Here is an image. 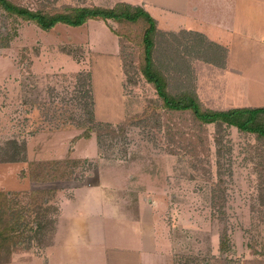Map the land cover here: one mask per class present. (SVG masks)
I'll list each match as a JSON object with an SVG mask.
<instances>
[{
    "label": "rangeland",
    "instance_id": "374dc122",
    "mask_svg": "<svg viewBox=\"0 0 264 264\" xmlns=\"http://www.w3.org/2000/svg\"><path fill=\"white\" fill-rule=\"evenodd\" d=\"M11 1L49 12L116 3ZM117 29L112 20H88L44 32L0 8V46L13 38L0 47V262L39 251L56 213L65 220L77 213L112 215L115 207L140 218L145 230L153 216L150 229L163 248L173 246L177 264H225L230 254L212 257L219 241L229 253L238 248V264H264V138L201 126L189 114L163 111V124L161 100L143 76L141 47ZM198 40L186 32L158 34L154 60L170 94L195 87L206 107L224 110L231 103L222 77L227 60L224 66L204 62L215 51L192 53ZM87 72L92 101L88 78H75ZM88 126L95 132L87 140ZM60 159L77 160L69 177L32 179L33 164ZM88 185L89 195L81 188L62 206Z\"/></svg>",
    "mask_w": 264,
    "mask_h": 264
},
{
    "label": "crops",
    "instance_id": "0c3cea01",
    "mask_svg": "<svg viewBox=\"0 0 264 264\" xmlns=\"http://www.w3.org/2000/svg\"><path fill=\"white\" fill-rule=\"evenodd\" d=\"M121 2L143 7L163 32L198 33L225 46L227 62L222 77L227 79L226 94L231 103L224 110L264 108V0H116L114 5ZM198 94L202 99L200 89ZM84 187L93 186L76 188L62 206L72 202L75 192ZM89 190L84 193L89 195ZM140 205L138 201L136 212ZM111 212L77 213L70 220H62L60 212L47 244L35 253L26 251L1 264H177L173 246L163 248L164 243L151 231L153 216H149L150 227L145 223L143 230L137 222L140 218L118 214L115 207ZM212 250V257L225 260L230 254L228 262H223L238 264V248L232 247L227 255L221 251L219 241Z\"/></svg>",
    "mask_w": 264,
    "mask_h": 264
},
{
    "label": "trees",
    "instance_id": "16d2710c",
    "mask_svg": "<svg viewBox=\"0 0 264 264\" xmlns=\"http://www.w3.org/2000/svg\"><path fill=\"white\" fill-rule=\"evenodd\" d=\"M0 8L5 11V13H7L9 16H14L17 19L31 22L44 32L53 30L58 24H65L68 26L78 27L86 24L88 20H112L116 22V24L118 25V29H121V32L117 29L118 32H120L119 36H122L127 40L133 42V44H138L141 47L143 59V76L145 78V81L152 86V88L156 92V95L161 100V114L163 111L165 112L164 114H189L201 126H208L212 124L225 125L229 128L237 129L240 132L258 135L259 137L264 138V108L247 107L231 108L228 110L209 109L201 101L195 87L193 89H187L177 96H173L172 94H170L167 79L168 77L159 70L154 60L156 37L158 34H165L166 32H163L158 29L156 20L141 6H133L128 3L121 2L116 4L113 8L108 9L93 6L87 8L71 7L67 12H49L46 10L34 11L27 7L19 6L11 0H0ZM138 26L140 27L141 31L140 34L136 35L135 32H133L132 27ZM188 34L196 36L197 40L199 39L198 45H195V49H190L192 53H196L197 55H204L208 49L210 51H215V57H213L212 59H205L203 61L206 63L210 62L212 64L221 66L225 65L227 56V51L225 48H222L221 46L208 41L201 34ZM15 36L16 32L13 34L12 37ZM12 39L13 38H9L8 41L5 44H2V46L0 47H9ZM218 53H221V55H218ZM79 77L88 78V93L92 101L90 73H79L76 75L75 78L77 79ZM90 112L92 113V120L90 118L89 125L95 122L93 116V108ZM164 114H162L163 124L165 123L163 120ZM165 125L167 126L166 123ZM179 131L183 132L181 129H179ZM94 132L95 130H93L92 126H88V128L84 129L83 137L88 140L92 138ZM34 134H32V136ZM75 161L77 160L60 159L51 162L41 161L36 164H33L37 165L38 170L36 172L33 171L34 174L32 175V179L47 181L57 180L56 178L59 177H69L75 170V167L73 165L77 163ZM56 216L57 213L53 215L54 222ZM13 231L14 230L12 226L11 232ZM226 249L223 248L221 244V251L223 253L229 252L230 249ZM6 262H8V260L2 261L0 262V264Z\"/></svg>",
    "mask_w": 264,
    "mask_h": 264
}]
</instances>
